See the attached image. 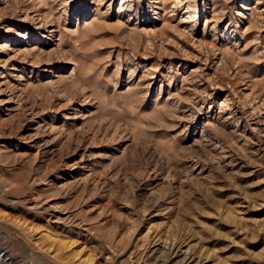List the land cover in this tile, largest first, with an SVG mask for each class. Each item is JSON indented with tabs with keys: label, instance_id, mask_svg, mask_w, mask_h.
<instances>
[{
	"label": "rangeland",
	"instance_id": "rangeland-1",
	"mask_svg": "<svg viewBox=\"0 0 264 264\" xmlns=\"http://www.w3.org/2000/svg\"><path fill=\"white\" fill-rule=\"evenodd\" d=\"M0 253L264 264V0H0Z\"/></svg>",
	"mask_w": 264,
	"mask_h": 264
},
{
	"label": "bare ground",
	"instance_id": "bare-ground-1",
	"mask_svg": "<svg viewBox=\"0 0 264 264\" xmlns=\"http://www.w3.org/2000/svg\"><path fill=\"white\" fill-rule=\"evenodd\" d=\"M4 249V248H3ZM24 250V249H23ZM28 253V252H27ZM6 255L4 253H0V264H7V260H4ZM10 260V259H9ZM72 262V261H71Z\"/></svg>",
	"mask_w": 264,
	"mask_h": 264
}]
</instances>
